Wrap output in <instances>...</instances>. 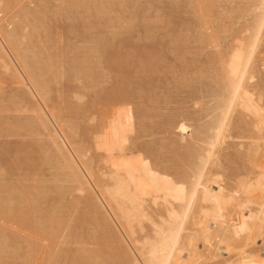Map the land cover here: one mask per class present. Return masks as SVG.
Segmentation results:
<instances>
[{
    "label": "rangeland",
    "instance_id": "rangeland-1",
    "mask_svg": "<svg viewBox=\"0 0 264 264\" xmlns=\"http://www.w3.org/2000/svg\"><path fill=\"white\" fill-rule=\"evenodd\" d=\"M34 1L39 3L38 1L42 0ZM111 1L98 0V2L105 3V5H107L110 11L108 14L109 18L116 17L117 19L116 23H114L115 36L113 38L112 35L108 33L107 27L104 24L105 20L107 19L106 16L100 19H94L91 17L90 20H87L102 24L96 30L95 28L88 30V28H90V24L85 22L86 20H82L78 16L74 17L75 15L72 14L71 16H73V18L70 20H65L61 17V14H59V12L55 11L54 9L56 12L54 13V18L50 17V21L48 23L49 36L51 37L53 43L52 45L54 50L52 51L54 54H57L56 56H58V58L61 59V62H63L64 69L62 68V70L66 71V76L65 78L61 79L62 83H60V80H58V84L52 82V88L55 86V90H52L50 93L51 102L49 103L57 105V103L60 104L62 99L61 103L62 107L64 108V115H66V118L71 120L77 128L79 127L78 132L80 134V139L85 141L87 140L88 143H85L94 147V142L92 141H96L93 140V138H97V140H99L96 142V145L99 146L100 143L106 144L104 146L101 144L100 146H106L107 149L109 148L110 143L113 145L112 141L110 143L108 142V139L112 137V139L119 138L121 128L115 124L111 125L113 122L109 121H113V117H107L105 115H107L108 110L111 109L108 107L112 106L111 104L120 102L121 99L118 98V100L116 97H114L117 99L115 102L113 97L110 98L112 101L108 100L109 98H107V100L104 98H106L108 92H111V90H116L115 80L118 78L121 79L123 77V89L125 90L124 92L129 94L131 97L130 102L132 104V108H139V111L136 110L138 111V114L140 112L142 113V111L146 112L147 118L144 119L145 121L138 120L139 122H137V119L141 118L139 115L136 114L134 117L132 115H128L134 119L131 129L133 134H130V138L122 143L123 150L118 151L112 149L111 146L110 150L107 149L108 151L104 148L105 152H103L105 154H108L109 152L111 154H109L110 157L109 155L108 157L106 156L107 160L105 158L108 163L106 161L104 162V160L102 162V159L99 160L97 158L96 160L98 163V168L99 166H103V168L106 166H101L102 163L112 166L123 164L131 181L137 187L141 197L144 198L143 209L153 221L159 222L160 217H165V210L167 208L173 209L174 207L173 194L178 188L176 180H179L178 178L180 177V171H185L191 164V157L189 156L190 154L186 153L184 150H182V148L183 146L185 147L188 145V141H191V135L194 133L191 131V129L193 130L199 124L192 117V113L198 111V108L196 107L197 99L195 100V98L204 96L205 99L203 98L204 100L200 103V106H205L204 103L209 100V95L205 91V86L209 84L208 77L213 75L209 73L212 71L215 72V70L218 68H222L228 61L231 60V57L235 53L237 56V53H239V50H241L239 47L241 38H246V36L250 34L248 33L250 32L249 25L251 23V18L257 9L252 8L253 11L255 10L253 14L252 12L248 13L247 10L248 14L246 13L240 15L236 13V15L234 13L232 18H227L228 15L230 16V13L232 14L234 12L233 10L237 9L238 11L239 8L246 9L248 6L247 4L249 3H247L246 0H222L221 3L219 2L220 0L217 1L219 4L216 3L217 7L215 9V14L220 17V15H218L219 12L221 16L223 15V18L219 20L217 17L216 19V15L212 14V12L209 13L210 15L208 14L209 16L207 15V20L211 18V14L212 16H215H213L211 21H208V23L210 22V26L208 24L210 28L208 27V29L213 30L218 35V37L220 36V40L216 41L219 39L217 37L215 41L218 44L213 42L215 45H206L193 41V37L201 33L202 30H199L196 26V21L187 5V0ZM51 2L53 8V6L56 4L53 2V0ZM70 10L73 13V9L71 8ZM249 10L252 11L251 9ZM62 25L63 27H61ZM98 29L100 30L97 31ZM213 31L212 33H214ZM110 38H112V41H109ZM101 40L106 41V48L107 45L110 47L107 48V51L111 50V46L114 45L115 49L112 50H117V59L120 58L118 60V64L120 65L121 63V67L123 66V68H121L117 74L111 72L108 75V73H106V75H108V79L104 78V80L102 79L101 81L96 82L91 89L85 80L76 82L72 80L73 78L71 79V76H73L71 68L74 66V64H77L81 61L83 51H87L89 48L94 49L95 42ZM259 52L260 53L258 54L255 63L256 72L253 80L245 89L244 99H252L257 104V106L264 111V42H262ZM150 55L151 57H149ZM144 57L146 60L148 58L149 60L152 59V61L149 63L150 66L149 64L147 65V63L143 62L146 61L143 60ZM125 60L127 61L125 62ZM73 61H75L74 64ZM128 63L130 64L127 68L126 66H128ZM124 64L126 65V69L124 68ZM212 67H215L216 69ZM210 68H212V71ZM114 69L117 70V68ZM99 71L102 70L99 69ZM207 71H209V73ZM124 72H128L127 75H123L125 74ZM205 74L209 76L207 77ZM2 76L4 79L8 78L6 77L8 75ZM2 76L0 78H2ZM111 77L114 82L111 80ZM5 81L11 82V80L9 81L6 79ZM5 81H1L3 84H0V88L2 91H4L3 93L0 91L3 96L1 97L0 95V103H4L6 105L5 106L2 104V106L7 109H4V112L5 110L7 111L5 112V115L8 119V122L6 121V118H1L2 116L5 117V115L2 114L3 111L2 113L0 111V114H2V116H0V124L5 126L4 129H6L3 130V127L0 125V128L3 130L1 131L0 129V131L2 133L5 131L6 133H0L2 134L0 135V180L6 179L8 184L6 186H8V189H12L14 187V189L19 190H23V187L27 189L30 188L31 195L29 199L31 198L30 202L32 205V215H30L28 220H25L24 229L27 230L28 228L29 231H32V234L35 233L33 237L40 234L44 235L38 236L40 239H36L35 237L36 242L34 245H40L38 241L41 242L43 237L44 240L41 243H44L45 238L47 240L46 242H49L48 236L56 231V228L58 227L60 231H64L63 234H65L67 238H65L64 241V235L62 236L61 232H56L57 234L55 236L61 234L62 238L61 240H56L60 236H58L56 239H52L55 238L52 236L49 239L50 241L51 239L55 241L49 242L50 245L53 243V246L50 247L52 248L50 251L51 254H48L49 251H46V249L45 251L44 249H37L40 247L37 246V248L35 247L34 249L36 251L34 256L40 255L42 261L44 262L43 264H48L46 259L48 257H46V255H50L51 257L52 253L53 262L50 264H78L80 261L78 258L82 257L83 260L86 258V264H126L124 259L117 257V249L114 247L116 246V243H114V241L111 243L112 245L108 244V242H106L105 245L103 244V241H101L103 240L101 239L102 236H104L101 235V233L104 234V228L102 227L101 223L98 224L99 222H97V218H101L100 216L103 215L104 212L102 210H100V215L95 213L90 207L88 203L89 201L86 199L87 196L79 197L76 194H74L76 196H69V194L60 196L49 190V186L51 185L49 182L54 176L53 170L55 167L54 163L50 161V158L48 160V157L52 155L49 153L51 150L46 147V143L45 146L44 142H42L44 141L41 140L43 137L40 139L38 136L31 134L33 132L29 134L31 136L33 135L34 137L36 136V138H33V136L29 137L27 136L28 134H26V132L31 131L30 129L28 131L21 130L25 129L26 127L22 128L20 124H22L24 127L23 122H19L15 117L19 116L18 118H20V115L23 116L24 111L26 112V110L21 107L22 105L20 103L17 104L19 99L15 100L16 97L14 96V93H12L14 96L12 98V95L10 94L11 91H14L8 88V82ZM257 81L259 87H257ZM61 85L63 87H61ZM84 85L87 87L83 88ZM72 87L73 89H76L73 92L78 90L79 94L78 92L72 94V89H70ZM105 90L107 92H105ZM52 92L57 93V95L55 94L56 97L54 94L52 97ZM115 92H117V90ZM82 93L84 96L82 99L78 100L77 96L82 95ZM10 96L11 98H9ZM53 99L55 101H53ZM210 100L209 102L207 101L208 103L206 106H208V104L209 106L213 105ZM14 101L17 102L14 104ZM10 102H12V104ZM243 102L244 101H242V103ZM2 106L1 109L4 108ZM104 112H106V114ZM22 116L20 119H22ZM122 116L126 118L127 115L124 116L122 113ZM92 118L94 120L97 118L99 121L97 119V121H90ZM104 119H108L109 124ZM181 119H185L184 121H186L187 125H190V128H188V130L187 127H185L178 134V132L174 131V126L176 122L183 121ZM15 120L16 122L18 121L17 123L15 122L16 124L14 123ZM4 121H6L8 125L15 124L16 126L12 125L13 128H9L12 126L7 127L8 125L6 126ZM99 122H101V128L99 127ZM140 122L144 123V125ZM163 122L164 124H162ZM168 123L171 124L170 127L167 125ZM105 124L109 126L106 129H108L111 134L109 132L108 133L112 136L107 138V140H100L105 139L108 136L107 132L103 133L104 131H107L106 129H102V127H106ZM186 124L184 123V125ZM92 125L93 127L91 129ZM94 126H98L97 128L100 129L99 131L103 136L102 138L97 137V135L94 136L95 134L92 135V132L98 133ZM6 127L9 128V130H16L15 133L17 134L14 135L12 131V136ZM126 129L127 128H124V130ZM22 132H25V134ZM82 132H84V134ZM7 133L9 135H7ZM98 134L100 135V133ZM87 135L90 136V139L87 138ZM186 141L188 143H186ZM107 142L109 144H107ZM113 142H115V140H113ZM99 147L98 149H101ZM45 148L48 149L46 150ZM219 149L220 155L217 161H215V163L212 165V171L221 176L222 188L224 189L223 195L230 197L231 202L225 211V223L220 227H216V224L211 225L212 237L213 240H216L217 237L222 239L224 236H227L225 230L228 227H230L232 231L243 228L246 231L241 232V234H246L247 236L245 235L246 237L244 238L245 246L242 245L243 247L239 249L234 248L231 253L223 255L224 257L214 260L212 259V264H217L218 261L221 262L222 260L228 262L232 259H241L243 256H257L261 254V252L264 253V238L261 236L262 229H264V191L261 190V179L264 177V135H262L261 132V125H258L254 121V117L251 112H247L245 115H243L241 121L238 120L237 115L233 117V120L229 123L224 140ZM250 149H254V153H251V151H249ZM18 150L20 152H18ZM248 152L251 153L249 156H247ZM103 168L101 172L105 170ZM100 169L101 168H99V170ZM139 180L142 181L143 186H139ZM5 197H7V195ZM14 197L18 198L15 195ZM14 197L10 196L8 198V205H11L12 208L17 212L18 209L15 208H20L23 203L17 199H14ZM88 209L92 212L88 213ZM7 214L9 215V213ZM7 214L5 216L10 221L4 220L5 225L8 224L7 222L11 223V225H14L13 220L15 216L13 218V215L15 214H10V216ZM49 216H52V218L56 216L58 220L54 217L55 219L52 222H45V217ZM55 220L56 222L59 221V223H55ZM41 222L44 223L39 225ZM50 224L53 227L50 226ZM11 225L10 229H7L8 231L5 233V235H8L7 237L5 236V239H10L9 242H3L0 239V242L2 241L3 243L0 244V251L2 249L4 250V253H0L4 255L5 252H9V256L5 254L7 257L2 255L5 259L2 258L0 260V264H22L18 259V256H28V254H30V249L27 252L28 248L27 244H25L27 241L25 240L26 236L23 234V238H21L20 235L22 234L19 235L17 231H13L16 229L11 230L14 227L12 226L11 228ZM142 225L144 232L138 230L136 234V238L138 240H142L143 236L145 235H151L150 223L145 221ZM8 227L5 226V231ZM114 228L117 229L115 225ZM49 231L50 233H48ZM15 233H17L20 238H18L19 236L17 237V234ZM249 237H251L250 243ZM11 247H13L12 250ZM17 248L21 252L17 253ZM14 250L17 255H20L16 257ZM86 251H89V253L92 255H89V253L85 254ZM83 252L85 255H83ZM120 259L122 261H120L121 263L118 262Z\"/></svg>",
    "mask_w": 264,
    "mask_h": 264
},
{
    "label": "bare ground",
    "instance_id": "bare-ground-1",
    "mask_svg": "<svg viewBox=\"0 0 264 264\" xmlns=\"http://www.w3.org/2000/svg\"><path fill=\"white\" fill-rule=\"evenodd\" d=\"M47 1L42 0V1H38L39 3H36V1L34 0H0V74H1L0 77L2 75H8L6 76L8 78L5 79L9 81L11 80V82L5 81L4 77L2 76V78H0V84H3L1 83V81L8 82L9 85L8 88L14 91V92L11 91L10 95L14 93V96L16 97V99L15 98L14 99L15 100L19 99L18 102L14 101V104L16 102L17 104L20 103L22 105L21 107L24 110H26V112L24 111L23 114L24 117L20 115V118L22 116V119L18 118L19 116L15 117L16 120H18L19 122H23L24 127L22 126V124H20L22 128L26 127L25 129H21V128L20 129L27 131L30 129L31 131L28 132L25 131L26 134H28L27 136L29 137L31 136L29 134L31 132H33L31 134L38 136L40 139L43 137L44 139L42 138L41 140L44 141L42 142H44V144L46 143L47 146L46 144L45 146L51 150V151L48 150L50 151L49 153L52 154L51 156L48 155L50 156L48 157V160L50 158V161L54 163L55 167L53 170L54 176L49 182L51 184L49 186L50 187L49 190L60 196L61 195L65 196L67 194H69V196L74 194L78 195L79 197L87 196L86 199L89 201L88 203L95 213L100 215L101 213L100 210H102L104 212L103 215L101 214L102 215L100 216L101 218H97V222H99L98 224L101 223L102 227L104 228L103 230L104 234L101 233V235H104L101 238L103 240L101 239L100 240L103 241V244L105 245L106 242H108V244H111L114 241V243H116V246L114 247L115 249H117V254L119 255L118 256L116 254L117 257L124 259L126 264H199L200 261H202L203 259L209 256H211L213 260L224 257L223 255H226L229 252L218 253L214 251L211 247L206 245L202 240L199 243H196L194 241V235L196 232L201 231L199 227L200 224H204L206 227H208L209 226L208 221L211 220L212 221L211 225L216 224L215 225L216 227H220L225 223L226 220L225 211L227 206L231 202V198L223 195L224 189L222 188V178L219 174L214 173L212 171L213 168L212 165L215 163V161H217L220 155L219 147L224 140L229 123L233 120V117H235V115H237L238 120L241 121L243 115H245L247 112H251L253 114L254 121L258 125H262V123H264V111L261 110L252 99H244L245 89L254 78L256 72V66H255L256 59L258 57V54L260 53L259 52L260 46L262 42H264L263 41L264 40V0H246V2L249 3L247 4L248 6L246 7V9L239 8L238 11L237 9L233 10L234 12L232 14L230 13V16L229 15L227 16V18L228 17L232 18V15H234V13L243 15L247 13V10L248 13L252 12L253 14L255 10L253 11L252 8L257 9L256 10L257 12L255 11L253 17L251 18V23L249 25L250 32L247 31L250 34L246 36V38H241V41L243 42L240 41L239 47L241 50H239L237 56L235 55L236 54L235 53L234 55L236 57L233 55L234 57L232 56L231 60L228 61L222 68L216 69L215 67H212L216 69V70L214 69L215 72L212 71V68H210L211 71L214 73L212 72L209 73L210 70L207 72L213 75L209 76L205 74L207 77L209 76L208 77L209 84L205 86L206 89L205 91L209 95V98L208 97L207 98L209 100L211 98L210 101L213 105L211 104L212 106H209L208 104V106H206V104L209 102V100H207L208 102L206 101L204 103L205 106H200V103L203 102V100L205 99L204 96L195 98V100L197 99L196 107L198 108L197 109L198 111L193 112L192 117L199 124L193 130L191 129V131L194 132L193 135H191V139H190L191 141H188L189 143L186 141L188 145H186L185 147L183 146L182 148V150L190 154L189 156L191 157V164L187 167L185 171L182 172L180 171V175H179L180 177L178 179L187 186L186 191H187L188 200L191 201V193L193 191V175L195 174L197 182L202 184V186L197 190L198 199L193 204L192 211L186 217L185 213L187 212L188 205L184 202L185 192L179 191L177 188V191L173 194V203H174L173 209L167 208L165 210V217H160L159 222L153 221L143 209L144 198L141 197L139 191L137 190V187L131 181L128 172L125 170V166L123 164H117L112 166L102 163L103 160L104 162L107 160V157L110 154V152L108 154L106 153L107 155L104 153L106 146L105 147L103 146L106 144L100 143L99 146L101 144L103 146L99 147L98 145H96V142L99 140V139L97 140V138H93V140H96V141H92L94 142V147L86 144L85 142H87V140L85 141L80 139V134L78 132L79 127L77 128L73 124V122L68 118H66L67 117L66 115H64L65 112L63 111L64 108L62 107V103H61L62 99L60 104L57 103L58 106L49 103L51 102L50 93L52 90H55L54 89L55 86L52 88V82L58 84V80H60V83H62L61 79L65 78L66 76V71L62 70L63 62H61V59L58 58V56H56L57 54H54V52L52 51L54 50V48L52 45L53 43L51 37L49 36V26H48V23L50 21L49 18L50 17L54 18L55 15L54 13H56L55 11L59 12V14H61V17L64 18L65 20H70L71 18H73V16H71L72 14L75 15L74 17L78 16L82 20H86L85 22L90 24V28H88V30L92 28H95L96 30L102 24L97 22H95L96 23L95 24L94 22H90L87 20H90L91 17H93L94 19H100L106 16L107 19L105 20L104 24L107 27L108 33L111 34L113 38L115 36L114 23H116L117 21L116 17L109 18L108 14L110 13V11L107 5H105V3L98 2V0H55V1L53 0V2L56 4L55 6H53V8L51 2L52 0L51 1L49 0L50 3L49 1L48 2ZM217 1L219 0H187L188 3L187 5L190 8L191 13L196 21V26L198 27L199 30H202L201 33L193 37L194 42L199 44L213 45L214 44L213 42L220 40L219 38L220 36L218 37V35L213 30L208 29V27L210 26V22L208 23V21L209 20L211 21V19L214 16V15L212 16V14H215L216 11L215 9L217 7L216 3L219 4V2L221 3L222 0H220L219 2ZM48 3L51 5V7ZM71 8L73 9V13L70 10ZM249 9H251L252 11H250ZM209 13H212L211 18L207 20V17L210 15ZM218 15H220V17L216 15V19L218 17V19L221 20L223 18V15L221 16L219 12ZM61 27H63V25ZM99 30L100 29H98L97 31ZM212 31L215 34L212 33ZM217 37L219 39L216 40ZM112 38H110L109 41H112ZM111 47L112 49H115L114 45ZM107 48L110 47H108L107 45ZM107 48H106V41L101 40L95 42L94 49L89 48L87 49V51H83L81 61L77 64H74L75 61H73L74 66L71 68L73 76H71V79L73 78L72 80L76 82L85 80L87 85L92 89V87L95 85L96 82H99L102 79L104 80V78L108 79L109 73L113 72L117 74L119 70L123 68V66L121 67V63L120 65L118 64V60L120 58L117 59L118 56V54L116 53L117 50L111 49L107 51ZM149 57H151V55ZM143 60H146L145 57L143 58ZM126 61L127 60H125V62ZM151 61L152 59L149 60L148 58L146 61L143 62L147 63L148 65ZM129 64L130 63H128V66L124 64V68L125 69L126 67L128 68ZM114 68H117V70H115ZM99 69H101L102 71H99ZM106 73H108V75H106ZM127 73L123 75H127ZM122 78L121 79L118 78L119 80L118 79L115 80L116 81L115 88L117 92H115L116 90L115 91L111 90V92L107 93L106 98H104L106 100L107 98H109L108 100H111L110 98L112 97L121 99L120 102L117 103L112 102L114 104L109 103L112 106L108 107L111 109H109L110 111L108 110L107 115H105L107 117L110 116L113 117V121L109 119L110 120L109 122H113V124L111 125L115 124L121 128L120 137L115 139H112L113 137L110 138L112 135H110L111 133L108 131V129H106L109 126L105 124L106 127L105 126H104L105 128L102 127L103 130L104 129L107 130L104 131L103 133L109 132L110 134L108 133L107 136L106 133L105 135L107 137L104 135L106 138L104 137L105 139H100V140H107V138L112 139V140L108 139L109 143L111 141L113 143V145H111L110 143L109 148H107L109 150H110V146L112 147V149L118 151L123 150L122 143H124L128 138H130V134H133L131 129L133 126L132 124L134 123L133 117L136 116V114L141 117L140 119H137V122H139L138 120L145 121L144 119L147 118L146 112L142 111V113L140 112L138 114L137 112L139 111L138 110L139 108L136 109L132 108V104L130 102L131 97L129 94H126V92H124L125 91L123 89L124 81ZM9 83L11 84V86ZM61 87L63 86L61 85ZM73 87L70 88L72 89V94L77 93L78 90L73 92L74 90H76L75 88L73 89ZM86 87H87L86 85L83 86V88ZM257 87H259L258 81H257ZM0 91H2V89ZM3 92L4 91H2V93ZM53 92H52V97L53 94L54 96L55 94L57 95V93H53ZM105 92L107 91L105 90ZM0 95L1 97H3L1 92ZM14 96L12 95V98ZM83 96L84 94L82 93V95L77 96V99L80 100L82 99ZM9 98H11V96ZM116 98H114L115 102L117 100ZM54 99L53 101H55ZM242 101L244 102L242 103ZM10 103L12 104V102ZM2 104L0 103V109ZM2 109L0 111L1 113L3 111L2 114L5 115L7 109L5 107ZM4 109H6L5 112ZM104 113L106 114V112ZM122 113L124 116L127 115L126 118L122 116ZM2 114H0V116H2ZM128 115H132L133 117H129ZM1 118L3 119L6 118V115L5 117L2 116ZM16 120L14 121V123L16 122ZM93 120L94 119L92 118V120L90 121ZM97 120L99 121V119ZM181 120L184 121L185 119H181ZM6 121L8 122V119ZM6 121L4 122L6 123L7 126L8 124ZM105 121H107V123L109 124L108 119ZM183 121H181L182 123L176 122L174 126L175 130L174 129L173 130L178 132V134L185 127H187V129L190 128V125L189 124L187 125L186 121H184V123L187 126L184 125ZM100 123L101 122H99L98 124L100 125ZM140 123L144 125V123L142 122ZM170 123L167 124L169 127L171 126ZM15 124L12 125L16 126ZM162 124H164V122ZM12 125H8L7 127ZM17 125L20 126L19 124ZM2 127L3 130H6L4 129L5 126ZM92 127L93 125L91 126V129ZM97 127L95 128L97 129L98 133H100L101 135V132L99 131L100 129H98ZM99 127L101 128V125ZM9 128H13V126ZM9 128L7 129L12 136L13 134L14 135L17 134L15 133L16 132L15 129L17 128L14 127L15 131L11 129L10 131ZM124 128L127 129L124 130ZM0 129L1 131H3L2 128ZM1 131L0 133H2ZM25 132L22 133L25 134ZM84 132L82 133L84 134ZM4 133L5 131L2 134ZM96 133L92 132V135L95 134L94 136L97 135V137H101V138L103 137L102 135L100 136L98 133L97 134ZM7 135L9 134L7 133ZM36 136L35 137L33 136V138H36ZM87 138L90 139V136L87 135ZM113 140H115V142H113ZM108 142L107 144H109ZM98 147L101 149H98ZM48 148L45 149L47 150ZM253 150L254 149H250L249 151H251V153H254ZM18 152L20 151L18 150ZM251 153L248 152L247 156H249ZM97 158L99 160L102 159V162H100L102 163L101 166L106 165L104 168L103 166L102 167L99 166V168H101L100 170L98 168V163L96 160ZM202 160L204 162L203 166H201ZM106 162L108 163V161ZM102 168L105 170L101 172ZM6 185H8L6 179H1L0 180V239L3 242L6 243L9 242L10 239L8 240L5 239V236L6 237L8 236L5 235V233L10 229L11 223L7 222L8 224L6 223L7 225H5L4 220H9L6 218L5 215L7 213H9V215L7 214L8 216H10V214L11 215L15 214L13 215V218L15 216L13 220L14 225L13 224L11 225V228L12 226H14L15 228L13 227L11 230L16 229L13 231H17L19 235L22 234L20 235L21 238H23V234H24L27 238V239L25 238V240H27L26 241L27 243L25 242V240L24 242L25 244H27L28 249L26 247L25 248L27 249V252L30 249L29 251L30 254H28V256L27 255L21 256L20 254H18L20 255L18 256L17 253L21 251L18 250L17 248L16 249L17 253L14 250V252L16 253L15 256L16 257L18 256V259L21 261L22 264H43L44 262L42 261L40 255H39L40 257L34 256V253L36 252L34 250L35 247L37 248V246H40L37 249L40 250L44 249V251L46 249V251H49L48 254H51L50 251L52 250V248L50 247L53 246V243L52 245H50L49 242L54 241L52 239H56L58 236L60 237H58L56 240L58 239L61 240L62 238L61 234L55 236L57 234L56 232L58 233L61 232L62 236L64 235L63 237L64 241L66 235L63 234L64 231L62 229L61 230L63 232L60 231L58 227L56 228L57 230L59 229L58 231L56 230L53 233L51 232L52 234L48 236L49 239L52 236L55 238H52L50 241L46 236L49 242H46L47 240L45 238L44 243H41L44 240L43 237V240L41 242L38 241L40 245L39 244L34 245V243L36 242L35 240L38 238V236L41 235L44 236V235L39 233L40 235L33 237L35 233L32 234V231H29L28 228L27 230L24 229L25 220H28L30 215H32L31 213L32 205L30 202L31 198L29 199L31 195L30 188L27 189L23 187V190H19V189H14L15 188L14 187L12 189H8V186ZM139 186H143L141 180H139ZM205 189H207V191H205ZM6 195L7 197H5ZM8 195L9 197L10 196L14 197L15 195L18 198L14 197V199H17L23 203L22 206H20V208H15L18 209L17 212L12 208L11 205H8L9 203ZM217 201H220L221 203L218 204ZM221 204L223 205V213H221L220 210ZM89 212L92 211H89L88 209V213ZM54 217L56 218V216ZM54 217L53 218L52 216L45 217V222L47 221L52 222L55 219ZM218 217H222V218L217 219ZM145 221L149 222L151 225V235L150 236L145 235L143 236L142 240H138L136 238V234L138 230L144 232V228L142 224ZM43 223L44 222H41L39 223V225ZM55 223H59V221L56 222L55 220ZM114 225L117 229L114 228ZM5 226L8 227L6 228V231H5ZM50 226L52 225L50 224ZM225 231L227 233V236H224L222 239L224 240L235 239V231H232L230 227H228ZM48 233H50V231ZM18 234L17 237L19 236ZM245 235L241 234V236H244V238L247 236ZM250 235H254V234H250ZM20 236L18 238H20ZM38 239H40V237ZM2 241L0 242V244H3ZM219 246L221 245H217V247ZM243 246H241V248ZM6 248H10V247H6ZM12 248L13 247H11V250ZM89 251L88 252L86 251L85 254L89 253ZM0 252L4 253V250L2 249ZM1 253H0V260L4 258L3 256L5 254L8 255L9 252L8 253L5 252L4 255ZM85 254L83 252V255ZM90 254L91 253H89V255ZM6 255L5 257H7ZM263 255L264 253L261 252V254L255 257L259 258ZM46 257H48L46 258L48 264L53 262V258H52L53 253L51 257L50 255H46ZM246 258H247L246 256H243L241 257V259H234V260L232 259L228 262L222 260L220 264H243ZM78 259H80L78 264H86L87 262L86 258H84L85 260H83V257ZM120 261L121 259L118 262Z\"/></svg>",
    "mask_w": 264,
    "mask_h": 264
},
{
    "label": "snow or ice",
    "instance_id": "snow-or-ice-1",
    "mask_svg": "<svg viewBox=\"0 0 264 264\" xmlns=\"http://www.w3.org/2000/svg\"><path fill=\"white\" fill-rule=\"evenodd\" d=\"M261 132L262 135H264V123L261 125ZM211 156V154H210ZM204 162L203 160L201 161V166H203ZM176 184L179 186L178 190L179 191H184L185 192V199L184 202L188 205L187 212L185 213L186 217L187 215L192 211L193 204L197 201L198 199V189L202 186V184L197 182L196 175H193V191L191 193V201L188 200L187 196V186L183 184L180 180H176ZM223 190V189H222ZM261 190L264 191V177L261 179ZM207 191V189H205ZM218 204H220V201H217ZM221 213H223V205L221 204ZM222 217H218L217 219H220ZM212 221H208V227H206L204 224H200L199 227L201 231H198L194 235V241L196 243H199L201 240L211 247L214 251L218 253H223L225 251L231 253L234 248L239 249L241 248L242 245H244V236H241V232L246 231L243 228L237 229L235 231V239H230V240H224L219 237H217L216 240H213L212 237V229L210 227ZM262 238H264V229H262L261 232ZM251 242V237H249V243ZM217 245H221L217 247ZM199 264H212V258L211 256L206 257L202 261L199 262ZM217 264H220V261L217 262ZM243 264H264V256L262 257H255V256H249L247 257Z\"/></svg>",
    "mask_w": 264,
    "mask_h": 264
}]
</instances>
